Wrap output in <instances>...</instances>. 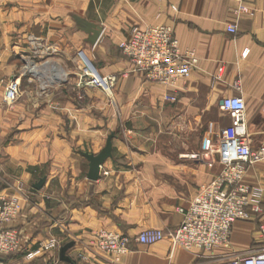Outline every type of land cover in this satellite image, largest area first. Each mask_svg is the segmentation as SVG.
Listing matches in <instances>:
<instances>
[{"label":"crops","instance_id":"1","mask_svg":"<svg viewBox=\"0 0 264 264\" xmlns=\"http://www.w3.org/2000/svg\"><path fill=\"white\" fill-rule=\"evenodd\" d=\"M242 3L254 13L237 11V0H0V183L21 204L7 226L18 229L23 240L22 249L0 264H217L263 250L264 159L249 165L242 180L261 190L260 202L251 204L250 219L234 224L228 246L191 251L165 237L132 245L117 258L95 242L103 230L134 237L180 226V209L222 171L219 155L208 152L207 137L231 123L221 108L224 98H244L251 146L264 147V0ZM77 17L102 27L98 43L87 49L107 74L117 76L114 99L100 90V100L90 105L97 112L83 113L73 109L72 99L33 89L14 111L1 84L22 81L6 68L10 49L19 46L12 43L26 42L30 28L43 36L53 29L55 41L72 39L81 32H73ZM158 24L174 26L180 44L198 53L199 64L185 81H149L119 47L134 27ZM230 25L237 27L235 34L228 32ZM166 94L177 101L166 100ZM73 118H85L84 129L73 130ZM65 122L69 127L63 130ZM110 137L112 154L92 181L84 154L98 155ZM52 238L58 249L28 258ZM71 242L67 262L60 250Z\"/></svg>","mask_w":264,"mask_h":264},{"label":"built area","instance_id":"2","mask_svg":"<svg viewBox=\"0 0 264 264\" xmlns=\"http://www.w3.org/2000/svg\"><path fill=\"white\" fill-rule=\"evenodd\" d=\"M237 1L240 2L237 11L254 13L242 3V0ZM228 32L235 34L237 27L230 25ZM120 48L130 62L145 73L149 81L164 85H174L187 80L199 64L197 51L180 44L172 25L134 27L130 38L122 41ZM82 55L88 58L84 52ZM88 65L91 68L88 85L100 87L113 96L117 76H104L90 60ZM1 84L5 88V102L12 107L20 97L21 81L19 78H11L2 80ZM236 88L241 90L240 85ZM165 99L170 102L177 101V97L171 94H166ZM221 108L228 114L231 123L219 133L210 134L207 140L208 152L219 155L222 171L212 182L201 188L187 208L180 209L184 214L180 226L167 234L159 229H148L134 237L121 232L103 230L96 234L95 238L100 250L120 258L131 250L132 245L153 244L165 237L170 238L175 246L191 251L212 250L230 244L234 224L240 220L250 219L251 204L260 202L261 190L250 188L243 184L242 180L249 165L264 159V147L253 150L251 146L246 103L241 95L224 98ZM255 209L258 212L262 211L259 205ZM20 212L21 204L18 199L5 194L0 183V263L5 256L22 249L20 231L7 226ZM261 232L264 235V225L261 226ZM58 247V240L52 238L28 252L27 256L35 258L45 251L56 250ZM217 264H264V248L261 252Z\"/></svg>","mask_w":264,"mask_h":264},{"label":"rangeland","instance_id":"3","mask_svg":"<svg viewBox=\"0 0 264 264\" xmlns=\"http://www.w3.org/2000/svg\"><path fill=\"white\" fill-rule=\"evenodd\" d=\"M100 15V12H95L94 14L95 18L100 17ZM75 20L78 26L73 27V32L76 30L81 32L77 36L73 35L72 39L66 40L65 36H63L61 42L55 41L54 33L56 32L53 29L49 33L48 28L47 34L43 36L38 34L36 29L30 28L29 32H26V42L12 43L19 46H14L13 51L10 49V56L6 59V62L8 61L9 63H7L8 66L6 68L8 72L11 70L15 75L22 77L20 97L12 106L14 111L21 110L18 106L21 100L31 97V91L34 89L46 97L72 99L73 109L78 108L83 113L87 110L89 113L97 112L98 109L90 105L100 100L98 94L103 89L88 85V79L91 77V68L85 57H83L82 52L86 54L91 63L104 76L114 74H107L103 70V66L98 63L97 59L87 49L88 45H94L92 29L99 26V24L85 23L79 17L75 18ZM63 34L66 35V33ZM20 45H23V47ZM1 46L2 44H0ZM48 60L54 62L44 68H37V70L34 68L35 65H41ZM107 95L113 100L115 92H113V96ZM33 109L37 111L40 108L36 107ZM52 109L61 113V115L63 114L61 107ZM82 119L76 122V119L73 118V130L77 127L82 128V126L84 129L86 125L85 118ZM19 124H17V127L15 126L14 131L18 130ZM67 127H69V124L65 122L63 130Z\"/></svg>","mask_w":264,"mask_h":264},{"label":"water","instance_id":"4","mask_svg":"<svg viewBox=\"0 0 264 264\" xmlns=\"http://www.w3.org/2000/svg\"><path fill=\"white\" fill-rule=\"evenodd\" d=\"M102 27L101 26H96L92 29L93 36V44L95 45L101 34H102ZM112 140L111 137L107 141L106 147L98 154H90V153H85V157L89 160L90 162V169L88 173V178L92 181H96L100 178L101 176V166L104 164V162L109 158L112 154ZM45 179H41L40 182L35 184L33 186V191L39 190L43 184H44ZM73 246V243H68L64 245L61 250H60V257L62 260L71 262V258L67 255V251Z\"/></svg>","mask_w":264,"mask_h":264},{"label":"bare ground","instance_id":"5","mask_svg":"<svg viewBox=\"0 0 264 264\" xmlns=\"http://www.w3.org/2000/svg\"><path fill=\"white\" fill-rule=\"evenodd\" d=\"M85 60H86V62H88L89 63V60H88V58H86L85 57ZM52 62H54V61H46L45 63H43V64H41V65H38V66H34V68H36V70H37V68H44V67H47V66H49V64H51Z\"/></svg>","mask_w":264,"mask_h":264}]
</instances>
